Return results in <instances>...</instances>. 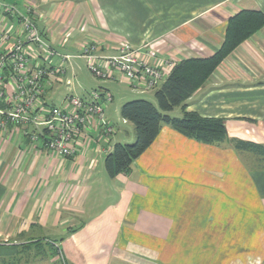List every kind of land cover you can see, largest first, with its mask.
Instances as JSON below:
<instances>
[{
    "label": "crops",
    "instance_id": "obj_1",
    "mask_svg": "<svg viewBox=\"0 0 264 264\" xmlns=\"http://www.w3.org/2000/svg\"><path fill=\"white\" fill-rule=\"evenodd\" d=\"M4 1L28 13L63 55L76 56L91 42L113 56L127 42L156 66L211 57L232 16L264 12V0H225L179 22L161 19L156 0ZM0 23L10 22L0 15ZM78 60L67 64L72 86ZM58 85L46 100L51 105L69 94ZM109 86L99 89L127 101L128 94L115 97ZM80 90L87 99L93 89ZM109 107L114 134L88 128L72 159L49 156L24 136L25 127L0 128V264L24 257L27 264H56L34 253L48 248L51 236L65 264H264V167L254 166L264 157L163 125L131 172L111 178L105 158L128 142H119ZM186 111L224 119L229 140L264 146V28L218 66ZM183 113L179 107L171 116Z\"/></svg>",
    "mask_w": 264,
    "mask_h": 264
},
{
    "label": "built area",
    "instance_id": "obj_2",
    "mask_svg": "<svg viewBox=\"0 0 264 264\" xmlns=\"http://www.w3.org/2000/svg\"><path fill=\"white\" fill-rule=\"evenodd\" d=\"M0 15L10 22L0 23V128L25 127L24 136L51 157L74 158L90 127L104 136L115 131L105 117V107L113 101L106 91L92 90L87 99L69 93L58 106L46 101L59 83L72 86L67 80L72 59H83L95 79L126 83L137 92L156 89L175 65L170 59L152 65L141 57L140 48L127 42L113 56L91 42L76 56L63 55L16 5L0 0Z\"/></svg>",
    "mask_w": 264,
    "mask_h": 264
},
{
    "label": "trees",
    "instance_id": "obj_3",
    "mask_svg": "<svg viewBox=\"0 0 264 264\" xmlns=\"http://www.w3.org/2000/svg\"><path fill=\"white\" fill-rule=\"evenodd\" d=\"M262 28L264 12L258 9L241 10L228 20L225 40L213 56L188 58L174 65L169 76L155 92L156 104L145 99L124 103L120 115L123 120L133 124L135 140L113 146L104 161L107 174L111 178L128 175L133 163L155 142L163 125H169L182 135L204 144L214 145L227 141L237 150L264 157V146L229 140L224 119L204 118L195 112L186 111L187 101L218 66ZM179 107L184 110L183 116H171V112Z\"/></svg>",
    "mask_w": 264,
    "mask_h": 264
},
{
    "label": "rangeland",
    "instance_id": "obj_4",
    "mask_svg": "<svg viewBox=\"0 0 264 264\" xmlns=\"http://www.w3.org/2000/svg\"><path fill=\"white\" fill-rule=\"evenodd\" d=\"M156 1L157 3H155L154 7L158 9L157 11L159 12V16L161 17V19L172 18V19H178V21L180 22L182 20H186L198 14L199 12L209 7L220 4L221 2L225 0H156ZM76 62L78 63V67L76 66V69H75L77 70L76 80L73 81V86L68 87L65 85H58L60 87L59 89L60 94L73 93L77 96H81L82 91L80 89H82L84 93V89L86 90H88L89 88H92L93 90L99 89L100 86H103V84L105 85L106 83L110 85L109 88L111 89L113 96L116 97L115 92L119 93L122 96L128 94L127 99H125L127 101H119V99L115 98V100L112 101V103L109 104L108 106L111 107L112 112H111L110 117L112 118L113 124L114 125L116 124L115 126L117 129L116 134H118V139L120 140L119 142H128V143L134 142L135 130H134L133 124L131 123L126 124L120 116V111H118L116 108H119L118 106H120V104L123 105L126 102H129L132 100H139V99H145V100H148L149 102L156 104L155 92L157 91L159 87L156 88L155 90L146 91L144 93H141L139 91L137 92L135 90L130 89L126 83H122V82L119 83L117 81H106L105 83L104 81L95 79L91 75V73L89 72L86 66V62L84 60L80 59ZM49 104L51 105L52 103L49 102ZM107 114L109 116V112H107ZM254 166H257L259 168L264 167V160L263 162L258 161V163L255 164ZM58 240H59L58 237L56 238V237L51 236L50 239H48V241H45L46 243H49V247L44 248V249L39 248L38 250L36 249L34 250V253L35 254L38 253V256H42L43 254L53 259H56L57 260L56 264H65L64 263L65 261L61 255L60 249L58 248V246L57 247L55 246L56 242L57 243L60 242ZM31 262H32V259L28 263H31ZM19 264H27V261H25V257L21 260Z\"/></svg>",
    "mask_w": 264,
    "mask_h": 264
}]
</instances>
